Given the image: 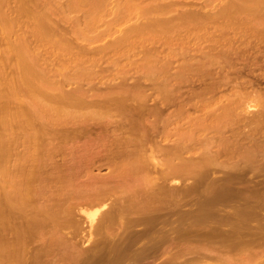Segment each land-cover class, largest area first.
I'll return each mask as SVG.
<instances>
[{
    "label": "rangeland",
    "instance_id": "obj_1",
    "mask_svg": "<svg viewBox=\"0 0 264 264\" xmlns=\"http://www.w3.org/2000/svg\"><path fill=\"white\" fill-rule=\"evenodd\" d=\"M203 1L205 4L204 6L207 5L206 7L202 5ZM226 1L228 0H193V2L191 0L190 1L189 0H156V1L144 0L142 2H139V0L137 1L136 0H0V172L2 170L1 168H4V166L7 165L8 163L9 165L7 167L13 169L12 165H14L16 166L17 169L18 168L20 169L18 164H20L21 166L22 163L23 165L26 163L25 162L27 161L26 156L27 153L29 152H33V153L41 152L40 154L45 152L46 155H48L49 157L47 156L48 158L46 157L44 158L48 159L47 161L48 166L50 167V169H52L55 172V174L53 173L54 177L55 175H59L58 176L59 178H57L56 176L55 178L53 177V180L61 181L62 179L61 183L63 184L65 183L67 178L68 180L69 178L70 179L75 178L74 173L75 171L77 172L78 168L80 169H82V167L87 168V166L90 164L93 166L91 168L95 173L98 172L100 175H107L110 172L109 171L110 169L108 170L109 167L106 165L108 164L106 161L107 158H109L108 156L109 155L111 156L112 154L116 153L115 151L121 152L122 150H119L118 146H121V144H123L121 143L122 141L121 142L117 141L118 143H121L118 144L117 146L118 149L116 146L115 148L112 145L116 142L114 141L115 139H113L114 142H111L112 140L110 139L111 130L114 127L113 126L114 124L109 123L108 120L109 117L107 116H111V114H115L117 112L115 110H119L122 107H126V108L128 107L129 109L134 110L136 113L140 105H143L145 103L147 104L144 106H147L149 104L151 105L153 104L154 100L156 101L159 99L160 97L159 95L162 92L159 89L162 90L163 88L164 90V88L167 87L169 88L171 87L169 83L171 82L173 84L174 82L175 87H171V88L174 89L177 88V90L179 89L181 96L180 98L183 97L184 98V100L182 98L183 101L189 100V102L191 103L194 101L192 104L194 103L196 104L195 107L196 109L193 107L192 108L194 110L190 107L188 108V111H190V114L192 113L191 115L194 117L188 114L186 116V113L188 112L187 111L185 112V114L183 113V115H181L180 113L179 114L180 117L177 114L176 117L178 116L179 118L177 117L176 120L167 118L169 122L165 121V119H163L161 116L159 117V119H155L158 117L154 118L157 121L153 119V121L155 122L154 126L158 131V133H156L154 127H153L154 129L150 128V130H153L150 132V134L154 135L152 142L156 141L157 144H155L156 143L155 142L154 143L155 145H158L160 143L159 145L161 147L163 146V149L165 147L167 149L168 147H170V149H168L167 151L169 152L172 151L171 152L172 154H174L175 152L173 153L174 147L172 149L171 146H175V147L177 146V148L179 146L180 149L178 148L179 149L178 151L181 153L179 154L176 148L175 151H177L179 155L176 152L173 155V158L175 157L176 159H178L180 157L183 156L184 157L178 159L181 162L176 159H174L175 161L173 159L172 160L175 162L176 165L181 166V164L183 163L182 167L184 168V171L187 172L185 175L184 173H182L181 176H179L180 175L179 173L178 174L176 173L175 175L162 177L161 180L163 179L164 182L163 181L161 182L164 184L166 183L167 184V185L165 184L166 187L176 186L178 189L181 190L184 189L183 186L185 187L190 186V184L194 183V180L198 178V175L200 173L196 174L197 173L196 170L195 172L194 170H190L193 173L191 174V172L189 171L190 173L188 174V170L190 168H193L192 165H194V163L192 161L194 157L195 159L198 157L199 158L202 157L203 161L198 163L200 166L198 164H196V166H198L199 169L201 168L203 170L210 163L212 164L209 165L211 167V168L209 167L210 168L209 170L211 169L214 170L216 168L215 169L216 171L219 170L222 171V169L227 170L229 166V171H231L230 173H233V171H235L237 167L239 168L241 166L237 170L238 172L239 170L241 171L243 170L244 181H246L247 183L249 182L248 185L249 187L247 191L250 190V186L251 189L253 190L255 189V190L253 191L254 193L251 192L252 190H250V193L247 192L245 190V187L247 188V183H245L246 185L245 184L242 185L243 181L241 183V180L243 179L239 181L241 187H238L239 182H236L238 185H235L236 183L232 184L233 186L229 185L228 187H230L231 190L228 187L225 188V191L227 192L226 193L227 197L224 191L222 192V195L218 197V200L220 198L221 200L224 198L223 200L227 201L228 198L229 204L226 206L223 205V207L221 208L222 211L224 209V215L222 216L224 218L226 214L225 211L228 210L227 214H230L229 212H231V214L226 217L229 216L230 218L233 217L232 218L233 220L232 219L231 220L234 222L232 223L231 221H229L231 223L229 224L228 222L227 224V220L225 219L221 220L223 218L220 219L219 214L221 216L223 212L219 211L220 212L219 214L217 212L215 213L216 217L214 215V218L216 219L218 216L219 218L217 219H219L218 221L221 220V222H218L217 220L214 221L213 218L211 221L214 222L209 221L208 223L204 222V224L202 223L203 221L196 222V220L195 221L193 220L194 222L198 223V224L196 223L192 224L194 227H192V225L190 224L192 220L188 218V216H192L193 214L189 215L190 213L188 212V210L190 207L195 208L192 207V204L196 202V197H198L197 200L200 198L202 199L201 196L202 195L204 196L206 192L204 194L203 192L199 194L200 188H197L198 190L196 189V191L192 190L188 194L189 198L186 199L188 202V203L186 202L187 205L186 203H184L185 205H182L181 208L178 209L181 210L180 213L183 212V215L176 211V213L172 216L165 215L164 216L165 220L162 217L163 219L162 221H164L163 225L168 224L171 220L170 223L172 224V227L177 226L176 228H178L179 230L178 229L175 230L174 228H172V231L174 230L176 234L172 232V234L170 235L171 236H173V234L175 235L173 236V240L176 243L173 244L174 242L169 241L163 245V247H167V249L170 246L171 248H169V251L171 253H167L163 251L160 252L162 254H159L160 255L159 262H161L162 260L163 261L167 260L172 256L174 258L177 257V253L181 251L180 248L183 249V247H185L184 251H186L187 249L186 247L192 245L193 243L195 245L196 242H199V239L201 237H203L204 239V235L209 234L208 236H205V240L207 241L213 235H215L214 233L216 228L214 229V227L215 226L217 227L220 223H222L223 226L219 225L218 229H220V227H222L221 229L224 228L223 229V231L225 230L224 232L221 229L220 230L222 231V233L226 234L225 235L226 239L230 238L232 239V241L238 243L237 246L238 248L241 245L239 243H242L241 241H243L244 238L245 240L247 239L246 242L248 241V239H250L249 247L251 246V242H253L252 240L253 236L255 239L259 237L264 239L263 237L264 236L263 235L264 234V230H263L264 202H262L264 200V186H263L264 178L262 177L264 175V169H263L264 167V147H263L264 146V139H263L264 138L263 137L264 136V132H263L264 131V123H263L264 122V0H253L249 3L248 6L244 8L241 7L240 4L231 1L230 3L228 1L227 3L228 5H226ZM159 2L161 6L159 5ZM140 3H142V5ZM161 3L164 5H162ZM231 3L232 6L235 7L234 9L230 5ZM179 5L182 6L180 7ZM200 5L204 8L202 7L200 8ZM223 5L226 7L227 11L226 9H224L225 7L223 8ZM227 7H229L230 9L228 10ZM187 10L190 12H188ZM204 14H206L205 17ZM158 15L159 16L161 15V18L160 17L156 18ZM202 15L204 17L203 19H202ZM208 15L211 17L209 18L210 21L208 19H206L207 21L204 20ZM162 17H164V20ZM196 17L197 20L200 19L199 22L195 19ZM165 18L167 19L168 22L165 20ZM177 18H180L181 20H179V22H176L177 20L175 19ZM193 18L194 20H191ZM157 19L159 20L162 19V20L159 22V20ZM216 49L224 50V51L217 53ZM188 56L194 57V61H192L193 59L192 60L188 59L187 58ZM206 56L207 58H205ZM219 56L220 57L222 56L221 59ZM211 57L214 58L211 59ZM187 59L191 60L192 62L187 61ZM217 62L218 63L220 62L221 65L217 64ZM211 63H213L214 65ZM190 69L197 72L196 74H199L198 76L202 74L203 77L200 76L202 77L201 79L200 77H197L199 78L198 80L197 78H195L193 79L194 81L192 82L188 81L189 83L187 81L183 82V80H181L182 82L179 80L180 83H178L179 81H177L176 83L174 80L175 78L173 79L174 81L172 82L173 72L183 71V70L189 71ZM223 73L228 78L225 76H224L225 78H222ZM211 85L212 88H214V92H213L214 94L212 92H210V94L211 96L213 94L214 95L213 97L215 99L213 97H210L209 96L210 94L209 95L205 94L206 97L205 95L200 97H194L193 95H189L190 89L192 88L193 90L196 89L201 91L204 88L211 87ZM234 88L239 89V91L241 92L239 93L241 97L239 94L238 95L236 94V96H234L235 95L234 93H230ZM158 92L159 95L157 96L156 94ZM139 93L142 96H140ZM148 94H152L151 96L154 95V97H150L149 95L150 99L149 97L146 98ZM144 95H146L144 97L146 100L143 99ZM225 95H228L226 96L228 99L224 98ZM230 95L231 97H229ZM221 96L222 99H219L221 98ZM201 97H203V99ZM207 97H209L211 101L209 99H205ZM197 98L199 100H197ZM212 99L214 100L212 101ZM200 100L203 101L207 100V102L205 101L206 103H203V101H201L203 103L201 104L200 102H198ZM208 102L210 105L207 104ZM191 103H189V106H191L190 105ZM197 104H199V106H197ZM172 105L173 104L171 103V105L169 106ZM115 107H118V109L117 108L115 109ZM171 108L176 109L173 108L172 106L165 111L172 110ZM189 109H191L192 111ZM198 109L200 111H197ZM211 109H213V111H210ZM206 113L208 114L209 117L207 116ZM216 113L218 114L216 115ZM220 115H224V116H222V118L219 119L217 116ZM241 115L242 116L249 115L247 116L249 118L244 117L245 119L244 121L247 122L246 120L247 118L251 120L250 123L244 122L242 120L243 117ZM211 116L213 117L214 122L216 120L217 124L219 122L226 123V125L230 124V127H227L228 126L227 125L226 126L227 128H225V131L227 132L226 134L228 136L229 135L232 136L230 138H233L234 136L231 133L233 129L234 130L237 129V131L241 134V135L239 134L238 136H241L239 139H242V142L239 141L238 143L239 139L236 141L234 140L235 142L230 140V138L228 139V141L234 142V145L237 142V144H239L237 145L238 146L237 150L238 151L242 150L241 152H237L236 147L233 145L232 142L231 143L227 142L228 144H230L228 145L225 142L226 141L225 140L224 141L225 149H224L222 147L224 145H221L220 147L221 142L216 141V144H218V146L217 145L215 146L220 148L219 150L223 148L224 151L223 152L221 150L223 152L221 155L223 156L220 157H225V158L222 159L220 157H219L220 159L218 158L221 163L223 162L222 165H218L217 162L218 160L216 159L209 160L212 158L211 157L212 154H214L213 149L216 150L217 147L206 146L198 141L203 138L202 134L209 135L211 127L208 129L209 131H207V129H205L206 127L205 121H207V119L208 121H211L209 120V118L210 119L212 118ZM200 117H203L202 120ZM160 118L163 119L162 120L163 122H161ZM194 119L195 121L196 120L197 121L195 122ZM164 122L165 123L167 122L168 124L166 123L167 124L166 125L164 124ZM197 123L199 124V127ZM215 124L216 123H214V125ZM147 127L149 126L147 125ZM238 127L241 128L239 129ZM253 128L254 131L251 130ZM214 129L217 131L218 128L215 127ZM214 129H212L213 132L210 133L214 134L215 131ZM241 130L242 132H240ZM250 131L256 132L254 133L255 136L253 135V132H252L253 136L249 134ZM107 133H108V137H107L108 141L105 140L106 142H104L103 140L101 141L96 140L97 137H102L103 135H107ZM89 134L91 137H88ZM99 134L101 135L99 136ZM109 134H110V138H109ZM158 134L160 136L162 135L163 137L162 136L160 137ZM217 134L215 132L214 135ZM247 134L249 138H247L246 136V138L244 139L245 140L250 139V141L252 140L251 141L252 143L254 141L253 144L255 145V149L257 150L259 149V151L254 150V145L250 141L249 142L245 141L242 138V135L244 137ZM196 135L197 137H195ZM199 135H201V137L198 138ZM155 136L157 138H155ZM192 136H194L196 139L198 138L197 139L198 142L194 138L195 141L197 142L195 143L196 145L194 143H190V142H194ZM151 137L153 136L151 135ZM158 137H160V139ZM89 139L98 142L99 143L98 146L100 144L101 145L98 147L93 145L94 143L91 140L90 141L92 143L86 141ZM177 139L179 142H177ZM122 140L124 142V139ZM85 141L88 142L87 144L91 143L95 148L93 147L90 148L89 146L90 149L89 150L86 146L87 145L86 143H85L86 145L84 144L83 146H80L83 144L82 142ZM185 141L187 142V145ZM258 141L260 143L259 146L261 149L257 145ZM75 143L77 145H75ZM180 143H182L183 145H179ZM225 143L229 147L227 146L226 148ZM245 143L246 145H244ZM248 143H251L250 147ZM124 144L122 146L125 148L126 144L125 145ZM130 144L129 145L127 144L128 147H126V152L128 148L134 146V144L132 143ZM183 146L185 147V149L182 148L183 149L182 151L181 147ZM194 146L195 148L198 147L197 150L199 151V154L198 151L195 150ZM123 147H120V149H122ZM230 147L231 148L235 147L237 154L235 153V151L234 153H232L233 151L230 152L229 150ZM250 148L253 149V151ZM29 149H31V151H29ZM133 149L134 147L132 148V150ZM201 149L204 150L203 153L201 152L202 151ZM158 150L161 151L160 149ZM246 150H248L247 152H252V154L251 153L250 154L254 155V157L251 156L250 158V154L248 153L249 154L248 155ZM193 151L194 152L196 151L195 153H197V156H195L196 154H194ZM244 151L246 152L247 156L245 155ZM255 151L257 153H255ZM25 152L26 154L23 155V153ZM94 152L97 153L95 154ZM169 152H167L168 154H166V156L165 153L162 154V152H158L157 155L159 156L156 157L157 159L159 157L158 161L161 164L169 159L168 156L172 157V154H170ZM228 152L230 153L229 157L237 156L236 158H233L235 161H232L231 158L227 156ZM19 153L21 154V156L18 155ZM122 153H125V149L124 151H122ZM224 153H226L227 155H224ZM99 154H102L100 155L101 157L98 156ZM107 154H109L107 158L104 157ZM201 154L202 156H199ZM255 154L259 155V157L257 155H256L257 157H255ZM95 155L98 157H96ZM6 156H8V158ZM24 156L26 158L25 160H23ZM160 156L163 158H161ZM206 157L207 158L209 157L207 161H205ZM44 158L42 161L45 160ZM254 158L256 160L258 159L257 162H255L256 164L253 163L255 160ZM21 159L23 160V162ZM181 159L182 160L184 159V161L186 162L184 163V161H182ZM190 159L192 161H190ZM10 160L12 161L11 165H10L11 163ZM13 160L17 162H14ZM259 160L262 161L260 162ZM188 161L190 162L188 163ZM204 161L205 163H209V164L206 165L205 163H203ZM250 161L252 162L253 165L250 164L251 163ZM3 162L7 164H4ZM45 162L46 161H44V163ZM128 162H130V160ZM176 162H178V164ZM62 163L63 165L60 170L53 169L55 165ZM184 164L187 165L185 166ZM188 164H192V165L190 166ZM251 165L252 166L256 165L253 167V169H255V172L254 170H251L252 167ZM218 166L219 167L222 166L223 168H218ZM258 166L261 168H259ZM185 167H187L186 168L187 170L185 169ZM16 168L15 171L17 170ZM158 168H160V164ZM224 170H223L224 173L229 172V171L226 172ZM2 173L3 172H1V175ZM135 174L137 173H133V175ZM1 175H0V180L2 177ZM77 175L78 173L76 174V177ZM137 175L132 176L131 177L132 179L130 178L129 180L132 183L135 180L134 183L138 185H142L141 183H145L144 179L140 175L139 176ZM187 175L189 176L194 175V176H192V178L191 177L188 178ZM82 177L84 178V176ZM139 177L142 179H138ZM83 178L81 179L83 180ZM252 180H254L255 182ZM127 183L130 182L127 181ZM0 186H1V181H0ZM233 188L234 189L238 188L237 189L238 191L235 189L234 192H232ZM203 189L201 190L203 191ZM243 191H244V195L246 194V197L243 195ZM196 192H198L197 193L198 195L196 194ZM233 193L235 194L233 195ZM247 193H249L250 195ZM223 194L224 197H222ZM250 196L252 199L254 196V199L251 200V198H247ZM233 197L241 200L238 201L235 199V201H233L234 200ZM202 200L209 201L208 198L207 199L203 198ZM248 200L251 201V202L249 201L250 204L248 203ZM245 201L247 203H245ZM253 201L254 203H252ZM251 203L254 206H252ZM224 204L226 203L224 202ZM246 204L247 205L249 204V206H245ZM260 204H262L263 206ZM106 208L107 206L103 207V205H100L98 203L95 205H91L89 208L87 207L86 213L91 215V217H93L92 218L93 221L96 222L97 220H99L98 218H101V216L105 215L106 211L104 209ZM239 209H241L240 210L241 212L239 211ZM214 210H219V209H214ZM103 211L105 213H103ZM202 212L203 214L205 213L203 210L202 211L200 210L199 214ZM248 212L250 214H248ZM246 214H248L249 216ZM76 215L78 216V213H76ZM86 215L79 213L78 216L79 218H81L79 220L80 221L82 220L81 221L82 225L80 224L81 228L78 231V235L80 236L86 235L85 231L87 230V221L89 220L87 218L88 215L87 216ZM196 215L198 216V213ZM256 216H259L260 218L259 217L257 218ZM181 217L184 218L185 221V223L183 222V224L180 222V219L182 220ZM236 217L239 218L237 219ZM223 221L226 223H224ZM175 222L178 223V225H176ZM215 222L217 224L212 225L215 224ZM170 223L168 225H165L169 228L165 229V227L163 226L164 231L167 230L171 231L169 230L171 229ZM188 224H190L192 228H189L190 226L189 227L186 226ZM224 224L225 225L227 224L226 228L224 227L225 226ZM180 225L181 227H179ZM204 225H205L204 228L206 229L203 230L202 226ZM258 225L259 227H261V229L257 227ZM82 226L84 227L82 228ZM198 226L200 227L199 228L200 230L198 229ZM210 226H214V227L212 228ZM227 226L230 227L228 228ZM186 227L188 229H186ZM209 227L212 228L210 229L211 231H208ZM141 228L142 225L136 224L134 226V229L137 231ZM195 228L197 229L196 232L198 233H195L194 231L196 230ZM183 229L186 230L183 231ZM227 229H229L228 230L229 232L226 231ZM257 229L259 232H257ZM186 231L187 233H184ZM188 231L189 233H193V234L188 235ZM235 231L237 232V235L234 234ZM216 232L220 234L219 231ZM252 232H254V234ZM78 235H76L75 237H77ZM179 235H180V239H179ZM187 235L188 236L191 235V238H189L191 239V241L193 238L194 239L198 238V240L193 239L194 240L192 241L193 243L191 241L190 243L189 241L186 242V238H188ZM249 235L250 237L252 235L253 236L251 238H247ZM207 237L209 238L206 239ZM78 238L79 241L77 242V245L79 244L78 247L81 245L80 247L82 248L84 246L83 244H85L82 242L84 240V237L83 238L81 237L80 239V237L78 236L77 240ZM181 239L184 241H182ZM203 239H202V243H204ZM230 239H227L225 241L226 243L228 244L230 243L231 245L232 241ZM262 239H259L261 245L258 246L260 248L261 246H264L263 244L264 241H261ZM178 241L179 243H177ZM181 242H183V244ZM236 243L233 245V248L236 247ZM244 247H247L248 249V245L247 246L244 245ZM233 248H232V252L234 251ZM236 248H234L236 252L233 253H236L235 255L237 257L241 256L238 259L236 257V260L238 261L237 264L239 263L244 264L243 262H245V264L247 262H248L247 264H258L260 261L261 262L259 264L263 263L264 256L259 258L252 256L251 255L252 250L249 249L250 250L249 251L246 248L244 249H246L247 251L246 250L241 251L239 248L241 254L240 253L237 254L238 248L237 249ZM254 249L257 248L254 247ZM263 249L264 248L262 247L261 250ZM151 250L152 249L149 248V251ZM175 250L177 251V253L174 252ZM259 250L260 249L258 248V251ZM249 253L251 256L249 255ZM242 257L243 258L246 257L244 258V260L246 261L244 260L242 261L241 259ZM252 257L255 258L251 260ZM187 258H189V256H187ZM146 261L148 262L149 260H145V264ZM198 262L197 261L192 262V264H204L203 261H200L202 263H198ZM210 262L207 261V264ZM211 263L219 264L216 261Z\"/></svg>",
    "mask_w": 264,
    "mask_h": 264
},
{
    "label": "bare ground",
    "instance_id": "obj_2",
    "mask_svg": "<svg viewBox=\"0 0 264 264\" xmlns=\"http://www.w3.org/2000/svg\"><path fill=\"white\" fill-rule=\"evenodd\" d=\"M142 1H144V0H141V1L139 0V2H142ZM191 1L193 2V0H191ZM228 1H229V3H230V1L231 2H236V3L240 4L241 7L244 8V7L248 6L249 3L251 1H253V0H228ZM228 1H226V5H228L227 4ZM140 4L142 5V3H140ZM148 4H147V6H148ZM159 5H160V2H159ZM162 5H164V4H162ZM202 5L203 6L205 5L204 1H203ZM224 5H225V3H224ZM224 5H223V8L225 7ZM230 5L232 6V3ZM206 6H204V7H206ZM144 7H145V5H144ZM155 7H157V6H155ZM201 7L202 6L200 5V8ZM204 7H202V8H204ZM147 8H149V7H147ZM185 8H184V10H185ZM227 8H228V10L230 9L229 7H227ZM234 8L235 7H233V9ZM224 9H226V7ZM226 11H227V9H226ZM188 12H190V11H188ZM205 15L206 14H204V17H205ZM208 16L204 20L208 19L210 21L209 18H211V17L210 16L208 17ZM159 17L161 18V15L160 16L158 15L156 18H159ZM198 17H199V15H198ZM204 17L202 15V19ZM156 18H155V20H156ZM162 18L164 20V17H162ZM195 19L197 20V17ZM200 19H201V16H200ZM200 19H198L197 21L199 22ZM157 20H159V19H157ZM161 20L162 19H160L159 22ZM165 20L167 21L166 18H165ZM175 20H177L176 22H179V20H181V19L177 18ZM191 20H194V18L191 19ZM204 20H202V21H204ZM169 22H172V21H169ZM182 22H183V20H182ZM141 26H142V24H141ZM180 27H181V25H180ZM223 51L224 50H217L216 49L217 53L218 52H223ZM226 51H227V49H226ZM214 57H211V59L214 58ZM221 57H220V59H221ZM187 58L191 59V60L193 59L192 61H194V57H192V56H188ZM205 58H207V56ZM188 59H187V61L192 62L191 60H188ZM195 60H196V57H195ZM213 61H214V59H213ZM211 64H213V63H211ZM217 64L221 65L220 62L219 63L217 62ZM221 67H220V69H221ZM196 73L197 72L193 71L192 69H190L189 71L188 70H183V71L173 72V74H172V82L174 80H175L176 83L179 80L180 81L183 80V82L184 81H187V82L191 81L192 82V81H194L193 79L202 76V74L200 76H198L199 74H196ZM224 76L227 77L223 73V77L222 78H225ZM202 77H200V79ZM198 79L199 78H197V80ZM180 81L178 83H180ZM169 84L171 85V87H175L174 86V82H173V84L171 82ZM216 84H217V81H216ZM167 86H169V85H167ZM171 87L164 88V90H163V88H162V90L159 89L160 91H162L160 93V95H159L160 91L156 94L157 96L158 95L160 96L159 99L157 98L158 100H156V101L154 100L153 104H151V105L149 104L147 106H144V105L147 104V103L144 102L145 104L140 105L138 107V111H136V113H135L134 110L129 109L128 107L126 108V107H122L121 106L122 107L121 109L115 110V111H117L115 114H111V116H107V117H109L108 118L109 123H113L114 124V125L112 124L114 126V127L112 126L113 127L112 130L109 129V130H111V138H110V134H109V138L112 140L111 142H114V141L121 142L122 141L121 143L124 144V142H125L126 147H128V145L130 143L134 144V146H132L131 148H128L129 151L127 149V152H126V147L124 148L122 146L123 144L115 142L116 144L114 143L115 144L114 145V144H112L109 141L114 147L115 146L117 147L118 144H121V146H118L119 150L124 151V149H125V153H122V151L121 152L120 151H115L116 153H114V154L111 153L112 154L111 156L109 154L104 156V157L107 158V156L109 155L108 156L109 158H107V160H106L108 164H106V165L109 167L108 170L110 169L109 170L110 172L108 171L109 173L107 172L108 173L107 175H100L98 172L95 173L92 170V168H91L93 166L90 164L91 166L88 165L87 168L86 167L85 168L82 167V169L78 168L80 170H78L76 168L77 172L75 171V173H74L75 174V178H71V179L69 178V180L67 178L64 184L61 183L62 182V179H61V181L58 180L59 181V183H58L57 180L56 181L53 180L55 172L52 169H50V167L48 166V164H47L48 159H45L44 157L48 158L49 156L46 155L45 152H44L45 154L44 153L40 154L41 152L40 153H33V152L27 153V156H26L27 161H25L26 163L24 165L22 163L21 166H20V164H18L20 169L19 168L17 169L16 166L12 165V167L14 169L13 170L10 167H7L9 165V163L7 164V163L3 162L4 164H7V165L4 166L5 169L1 168L2 169L1 172H3L2 175H1V172H0V175L2 176L1 180H0L1 181V186H0V264H145V260H149L148 262L146 261V264H192V262H196V261L197 262L199 261L198 263H202L200 261H203L204 264H207V261H209V262L210 261L211 262L216 261L219 264H237L238 263V261L236 260V257H237L235 255L236 253H233V252H236L234 248H236L238 246V243L232 241V239H230V238H227V239H230L232 241V242L230 241L232 244L230 245V243L229 244L226 243V241H225V240H227L226 236H225L226 234L222 233L224 228L221 229L222 227H220V229L222 231L220 229H218L219 225L221 226L222 223H220V224L218 223L219 225L217 227L216 226L215 227L214 226H210L212 228L214 227V229L216 228L215 229V233H214L215 235H213L210 239H208L209 237H207L206 239L209 240V241L207 240L208 242L205 240V236H208L209 234L204 235V239H203V237H201L204 240V243H202V239L199 237L200 238L199 242H196V244L194 245V243L192 241L198 240V238H196V239L193 238L194 240L192 239V241H191V239H189V238H191V235L190 236H188V235L189 234H193V233H189V231H188V235H187L188 238H186V242L189 241V243H190V241H191L193 243L192 245H190L191 247L187 245L188 247H186L187 248L186 251H184L185 247H183V249L180 248L181 251H179L178 253L175 250L174 252L177 253V257L174 258L172 256V257L168 258L167 260H164V261L162 260L161 262H159L160 261V255L159 254H162L160 252L163 251V252L171 253L169 251V248H171V247L169 246L168 249H167V247H163V245L166 244V242H169V241L174 242L173 236H175L174 234H176V232L174 230L172 231V228H174L175 230L178 229V228H176L177 226H173L172 227V224L170 223L171 220H170L169 223L171 224L170 225L171 229H169V230H171V231H168V230L164 231V227H165V229L169 228V227L165 226V225H168L169 223L163 225L164 221H162V220L164 219L165 215L172 216V215H174L176 213V211L180 213L181 210H178V209H180L182 205H185L184 203L187 202L186 199L189 198L188 194L192 190L196 191L197 188H200L199 194L202 193V192L204 194L206 192L204 196L203 195L201 196L202 199L203 198L204 199L208 198L209 201H203L201 198L197 200L198 197H196V202H194L192 204V207H195V208H191L190 207L191 208L190 209L188 207L189 208L188 212L190 213V214L189 213L188 214L189 215L193 214L194 216L193 215L192 216H188V218H190L192 221L196 220V222L203 221L202 223L204 224V222L208 223L209 221H211L212 218L214 219V221L215 220L218 221L219 219H217V218H219V217H220V219L223 218L222 215H224V209L222 211L221 208L223 207V205H225V206L228 205L229 204L228 203L229 200H228V198H227V201L223 200L224 198L222 200H221V198L218 200V197L222 195V192L225 191L226 187H228L229 185L233 186L232 184H234L236 182H239L241 179H243V180H241V183L243 181L242 185L247 183L246 181H244V178H243V174H244L243 170L242 171L239 170V172L237 170L241 166L239 168L236 166L237 167V169H236L237 171L235 170L236 172L233 171V173H230L231 171H229V166H228L227 170L222 169V171L221 170L216 171L215 170L216 168L214 170H212V169L209 170L211 168L209 165L212 164V163H210V164L209 163H205V161H207L209 157L208 158L206 157L207 159L205 158V161L203 162L206 165L209 164V165H207L206 168H204V170L201 169V168L199 169V167L196 166V164H198L199 162L203 161L202 157H200V158L198 157L196 159L194 157L193 161L190 159V161H192L194 163V165H192L193 163L192 164H188L190 166L191 165L193 166V168H190L188 170V174L191 172L190 170H194V172L196 170V172H197L196 174H199V173L200 174L198 175V178H196V180H194V183L190 184V186H187V187L183 186V188H184L183 190L178 189L176 186L166 187L167 184L165 183L166 184L165 185L164 183L161 182V181H163V179L161 180L162 177H167L169 175L170 176L171 175H175L176 173L177 174L179 173L180 174L179 176H181L182 173H184V175H185L187 172L184 171V168L182 167L183 163L180 166V165H176L175 162H174L175 161L174 159H176V158L175 157L173 158V155L180 149L179 146H178L179 149L177 148V146L176 147L175 146H171L172 149L174 147L173 153L175 152L174 154H172L171 153L172 151L171 152L167 151L168 149H170V147H168V149L165 147L166 148V150H165V148L163 149V146L161 147L159 145L160 143L158 145L161 148L158 145H155V144H157L156 141H155L156 143L152 142V139L154 138V135L150 134V132L153 131V130H150V128H152V129L155 128V126H154L155 122L153 121V119L155 117H158V118H155V119H159V117L161 116L163 119H165V121H168L169 118L176 120L177 117L179 116V114L180 113H181V115H183V113L185 114V112L188 111L189 107L190 108H192V107L195 108L196 107L195 103L192 104L194 101L192 103L189 102L188 99H187L188 101H186V100L183 101L184 98L182 97L183 100H182V98H180L181 96H180L179 89L177 90V88L174 89V88H171ZM212 89H213V91H212ZM188 92H189V90H188ZM210 92H212V93L214 92V88H212V85H211V87L204 88L201 91L196 90V89L193 90V88H192V89H190L189 95H193L194 97H200V96H204L205 94L209 95ZM140 93H139V95L142 96ZM230 93H234L235 94L234 96H236V94L238 95L241 92L239 91V89H235L234 88L232 90V92H230ZM213 94H212V96H211V94L209 96L213 97L214 96ZM146 95L143 96V99H145L144 97ZM149 95H150V97H154V95L151 96L152 94H148V96H146V98L149 97ZM228 95H225L224 98H227L226 96H228ZM150 97H149V99H150ZM205 97H206V95H205ZM229 97H231V95ZM240 97H241V95H240ZM201 98L203 99V97H201ZM205 99H209L211 101V99L209 97H207ZM214 99H212V101ZM217 99H218V97H217ZM219 99H222V96ZM190 100H192V99H190ZM197 100H199V99L197 98ZM148 101H151V100H148ZM201 101H203V100H200L198 102H200L201 104L207 102V100H205L206 102L203 101V103ZM209 102L207 104H209ZM171 103L173 104L172 105L173 108H176V109H172L171 108L172 110L165 111V110L169 109L170 107H172V106H169V105H171ZM189 103H191L190 104L191 106H189ZM197 106H199V104H197ZM202 106H204V105H202ZM206 106H208V105H206ZM200 107H198V108H200ZM116 108L118 109V107H115V109ZM189 110H191V109H189ZM197 111H200V110L198 109ZM210 111H213V109H211ZM110 112H112V111H110ZM177 114H178V116L176 117ZM187 114L191 115L192 113L190 114V111H188L186 113V116H187ZM217 114L218 113H216V115ZM207 116H208V114H207ZM213 116H215V115H213ZM222 116H224V115H220V116H217V117L220 119V118H222ZM247 116H249V115H247ZM247 116L243 115L242 116L243 117L242 120L244 121L245 120L244 117H247ZM192 117H194V116H192ZM162 118H160L161 122H163ZM200 118L202 120L203 117H200ZM247 118H249V117H247ZM247 118H246L247 122L250 123L251 120L247 119ZM171 119H170V121H171ZM190 120H191V118H190ZM209 120H211V121H208V119H207V121H205L206 124L204 123L205 126H206V127L205 126L204 127H205V129H207V131H209L208 129L210 127L212 129H214L216 127V128H218L220 130L217 129V131H216L214 129L215 130L214 134L216 132V134L218 133L217 135H214L213 133H210V132H213L211 128H210L209 135L208 134L207 135L202 134L203 138L198 140V141L203 143L204 145L210 146V147L211 146L214 147L215 145L218 146V144H216V141H219V142H221V144H220V147H221V145H224V141L225 140H226L225 141L226 143L227 142L231 143L232 141H234V140L236 141V140H238L241 137V136H238L240 133L237 131V129H235V130L231 129L232 130L231 133H232V135H234L233 138H230V137H232L231 135L228 136L226 134L227 132L225 131V128L230 127V124H227L228 125L227 126L226 123L219 122L220 120L218 121L219 123L217 124L216 120H215V122L213 121L214 120L213 117L211 119L209 118ZM155 121H157V120H155ZM194 121H195V119H194ZM212 122H214L216 124L214 125V123H212ZM244 122H246V121H244ZM157 123H159V122H157ZM166 123L164 122V124H166ZM228 123H229V121H228ZM230 123H232V122H230ZM260 123H262V122H260ZM147 125L149 127H147ZM166 125H165V127H166ZM246 125H248V124H246ZM198 127H199V124H198ZM254 128L251 129V130L254 131ZM154 130H156V128ZM253 131H250L249 134L252 135ZM240 132H242V130ZM156 133H158L157 130H156ZM201 133H203V132H201ZM254 133H256V132H253V135H254ZM100 135L101 134H99V136ZM151 135L153 137H151ZM251 135H250V138H251ZM246 136H247V138H249L248 134L245 135L244 137L242 135V138L244 139V138H246ZM88 137H91L90 134H89ZM107 137H108V133H107V135H103L102 137H97V138H100V139L96 138V140H100V141L103 140L104 142H106L105 140H107ZM160 137H158V138L160 139ZM166 137H168V136H166ZM195 137H197V135ZM195 137L192 136L193 139ZM199 137H201V135H199L198 138ZM155 138H157V137L155 136ZM229 138L232 141H228ZM254 138H252V139H254ZM113 139H115V140L113 141ZM122 139H124V142H123ZM195 139H194V142H190V143H194V144L197 143L198 141L196 139V141H197L196 142ZM90 140L91 139L86 140V141H89V142L92 141L94 143L93 145L98 146V144H99L98 142L93 141V140L90 141ZM162 140H164V139H162ZM86 141L82 142L83 144L80 145V146H83L85 143L87 144L88 142H86ZM183 141H184V138H183ZM239 141L242 142V139H239L238 143H239ZM245 141L249 142L250 139L249 140L246 139ZM177 142H179L178 139H177ZM234 142H232L233 145H234ZM260 142H261V140H260ZM91 143H89L87 145L85 144L88 149H89V146H90V148H92V147L95 148ZM185 143L187 145L186 141H185ZM251 143H248L249 147L251 146L250 145ZM253 143H254V141H253ZM257 143H258L257 145L259 146V144H260L259 141ZM177 144H175V145H177ZM227 144H226V148H227L228 145H230V144H228V145ZM75 145H77V144L75 143ZM179 145H183V144L180 143ZM233 145H231V146H233ZM237 145H239V144H237V142H236V144L234 145L236 147V150L238 148ZM244 145H246V143ZM217 146H215V147H217ZM118 147H117V149H118ZM120 147H123L124 149L123 148L120 149ZM133 147H134V149L132 150ZM157 147H158V149H160V150L163 149V150L159 151L157 149ZM222 147L224 148L225 145L222 146ZM235 147L234 148L230 147V149L229 148L228 149L230 150V152L233 151L232 153H234V151H235L236 154H237V152H241L242 151V150L241 151L237 150V152H236ZM243 147H245V146H243ZM176 148H177V151H175ZM182 148L185 149L184 146L181 147V149ZM194 148H195V146H194ZM197 148H195V150H197ZM223 148H221L222 151H223ZM259 148H260V146H259ZM130 149H131V152H130ZM183 149H182V151H183ZM219 149L220 148H218V147L216 148V150L213 149L214 154H212V156H211L212 158L209 159V160L216 159V160H218L217 161L218 165H222L223 162L221 163L219 161V159L220 158L221 159L225 158V157H220V156H223L221 154L224 151L222 152ZM232 149H234V150H232ZM93 150H91V151H93ZM226 150H225V152H226ZM251 150L253 151V149H251ZM254 150H257V149H255V145H254ZM262 150H263V148H262ZM29 151H31V149H29ZM32 151H35V150H32ZM99 151H97V152H99ZM166 151L169 152L170 154H172V157L168 156L169 159L167 161H164L161 164L158 161L159 157L157 159L156 156H159V155H157L158 152H162V154H163ZM203 151L204 150H202L201 152L203 153ZM247 151L248 150H246V152ZM257 151H259V149ZM97 152H94V153L96 154ZM167 152L165 153V156H166V154H168ZM178 152H177V154H178ZM195 152L193 151V153L196 154L195 156H197V153H195ZM246 152H245V155H246ZM180 153L181 152H179V154ZM248 153L252 154V152H247V154ZM255 153H257V152L255 151ZM24 154H26V152L23 153V155ZM198 154H199V151H198ZM229 154H230L229 152H228V155L226 153H224V155H227L228 157L230 156ZM251 154H250V158H251V156L254 157V155H251ZM18 155L21 156L20 153ZM100 155H102V154H99L98 156H100ZM178 155H177V157H178ZM239 155H240V153H239ZM256 155L257 154H255V157H257V156L259 157V155H257V156ZM16 156H17V154H16ZM98 156H96V157H98ZM199 156H202V154L199 155ZM209 156H210V154H209ZM231 156H232V154H231ZM6 157L8 158V156H6ZM183 157H180V158H183ZM236 157L232 156V157H229V158H231L232 161H235L233 158H236ZM18 158H19V156H18ZM26 158L24 156L23 160H25ZM43 158L45 159L44 161H46L45 163H44V161H42ZM161 158H163V157H161ZM180 158H178V159H180ZM243 158H244V156H243ZM9 159H10V157H9ZM178 159H176V160H178ZM184 159L183 160L181 159V160L184 161ZM23 160H22V162H23ZM129 160H130V162H128ZM246 160H248V159H246ZM255 160L253 162L254 164H256L255 162H257L258 159L256 161ZM178 161H180V160H178ZM190 161H188V163ZM14 162H17V161H14ZM185 162L186 161H184V163ZM217 162H215V163H217ZM224 162H225V159H224ZM176 163L178 164V162H176ZM11 164H12V161H11L10 165ZM159 164H160V168H158ZM232 164H234V163H232ZM250 164H252V162ZM18 165H17V167H18ZM62 165H63V163L62 164H57V165H55L53 167V169L60 170ZM206 165H203V166H206ZM254 166H256V165H254ZM254 166L251 167V170H254V172H255V169H253ZM14 167L17 169L16 171H15ZM186 168L187 167H185V169ZM218 168H223V167L222 166L221 167L218 166ZM259 168H261V167H259ZM263 169H264V167H263ZM223 170L226 171V172H228V171L229 172L228 173H224ZM78 171H80V172H78ZM77 173L79 175V178L80 177L83 178L82 176H84L85 179L84 178H83V180L81 178L79 179L78 175L76 177ZM133 173L139 174L144 179L145 183H141L142 185L144 184L143 186L134 183L135 180H134L133 183L129 180L132 176H136L137 175V174L133 175ZM192 173L193 172H191V174ZM258 173H259V171H258ZM196 174H194V175H196ZM139 175H137V176H139ZM194 175H192V176H194ZM262 175H263V173H262ZM56 176H57V178H59L58 177L59 175H55V177ZM187 176H188V178H190V177L192 178V176H189V175H187ZM260 176H261V174H260ZM262 177L264 178V175ZM60 178H62V177H60ZM142 178L139 177L138 179H142ZM71 181H73V182H71ZM127 181L130 182V183H127ZM252 181H254V180H252ZM235 185H238V184L236 183ZM248 185H249V182L247 183V188L245 187L246 191H247V189L249 187ZM255 186H253V187H255ZM238 187H241L240 182H239ZM228 188H230V187H228ZM201 189H203V191ZM235 189L233 188L232 192H234ZM242 189H244V188H242ZM230 190H231V188H230ZM250 190H252L251 192H253L255 189L254 190L251 189V186H250ZM250 190L247 191V192L250 193ZM197 193L198 192H196V194ZM226 193L227 192L225 191V194ZM249 193H247V194H249ZM234 194L235 193H233V195ZM243 195H244V191H243ZM244 196L246 197V194ZM222 197H224V194H223ZM226 197H227V194H226ZM234 197H233V199H234L233 201H235L237 196H236V198H234ZM255 197H256V195H255ZM247 198H251V196L247 197ZM247 198H246V201H247ZM253 199H254V196H253ZM253 199L251 198V200H253ZM236 200L239 201L241 199H236ZM246 201H245V203H247ZM249 201L250 200H248V203H249ZM224 202L226 204H224ZM230 202H232V201H230ZM262 202H264V200ZM98 203L100 205H103V207L107 206L106 209H108V210L104 209L106 211V213L103 211V213H105V215L104 216L100 215L101 218H98L99 219V220H97L98 222L97 221L95 222L92 219L93 217H91V215L86 213L87 212L86 208L87 207L89 208L91 205H95V204H98ZM187 203H186V205H187ZM252 203H254V201ZM242 204H244V203H242ZM249 204L248 205L246 204L245 206H249ZM262 204H260V205H262ZM252 206H254V205L252 204ZM236 207H237V205H236ZM257 207H259V206H257ZM233 208H234V206H233ZM238 208H236V209H238ZM214 209H219V210H214ZM247 209H248V207H247ZM164 210H167V211H164ZM200 210L201 211L203 210L205 213L203 214V212H202V213L199 214ZM240 210L241 209H239V211ZM252 210H253V208H252ZM185 211H187V210H185ZM219 211L223 212L221 214L222 217L220 216V214H219L220 212ZM246 211H248V210H246ZM163 212L164 213L166 212V213L164 214ZM216 212L219 214V217L217 216V218L215 219L214 215L216 217V214H215ZM225 212L227 214L228 210L225 211ZM249 212H250V210H249ZM249 212H248V214H250ZM76 213H78V216H79V213L83 214V215L84 214L88 215L87 218L89 220L87 221V230L85 229L86 230L85 231L86 235H82V236L78 235V231H79V229L81 228V225H82V223H81L82 220L81 221L79 220L81 218H79L76 215ZM197 213H198V216L196 215ZM229 213L231 214V212H229ZM180 214L183 215V212L180 213ZM201 214H203V215H201ZM226 214H225V217L223 219H221V220H224V219L227 220V224H228L229 221H231L233 223L234 222V221H232L233 217L232 218H230V216L226 217V216L230 215V214H227V215ZM248 214H246V215H248ZM234 215H235V213H234ZM162 217H163V219H162ZM256 217L258 218L259 216H256ZM236 218L238 219L239 217H236ZM221 220L218 221V222H221ZM166 221H168V220H166ZM176 221H177V219H176ZM192 221L190 223L191 225L196 223V222H194V221L192 222ZM214 221H211V222H214ZM94 222H95V224H94ZM180 222L182 224H183V222L185 223L184 218H182V220L180 219ZM231 222H229V224ZM239 222H240V220H239ZM178 223H179V221H178ZM178 223L175 222L176 225H178ZM224 223H226V222H224ZM136 224L137 225H142V228L139 229L138 231L134 229V226ZM186 224H187V222H186ZM190 224H188L186 226L189 227ZM196 224H198V223H196ZM216 224L217 223L215 222V224H212V225H216ZM226 225L224 226L225 228H226ZM199 226H198V229L200 228ZM83 227L84 226H82V228ZM179 227H181V225ZM192 227H194V226L192 225ZM192 227L190 226L189 228H192ZM195 227H196V225H195ZM202 227H203V230L206 229V228H204L205 225L202 226ZM206 227H208V226H206ZM210 227L208 228V231H211L210 229H212V228H210ZM257 227H259V225ZM245 228H246V226H245ZM259 228L261 229V227H259ZM186 229H188V228L186 227ZM258 229H257V232H259ZM185 230L183 229V231H185ZM228 230L229 229H227L226 231L229 232ZM263 230H264V228H263ZM194 231H195V233H198V232H196L197 229L194 230ZM208 231H206V232H208ZM216 231H219V232L221 231V232H220V234H218ZM80 232H81V230H80ZM172 232H174L173 236L170 235V234H172ZM191 232H193V231H191ZM184 233H187V231L184 232ZM252 233L254 234V232H252ZM234 234L237 235V232L235 231ZM243 234H245V233H243ZM76 235H78L80 237V239H81V237L82 238L84 237V240L82 242L85 243V244H83L84 246L82 248L80 247L81 245L79 247H78L79 244L77 245V242L79 241V238L77 240L78 236L75 237ZM177 235H178V233H177ZM180 235H179V239H180ZM243 236H245V235H243ZM251 237L249 235L247 238H251ZM174 238H176V237H174ZM253 238H254V236L252 237L253 242H251V246H250L251 248L249 247L250 239H248V241H247L248 243H247L246 242L247 239L245 240V238H244L245 241L243 240V241H241L242 243H239L243 247V249H242V247L240 245L239 246L240 250L241 251H245L247 249V247H244V245L245 246L248 245V249L247 250H249V249L252 250V252H251L252 256H255V257H258V258L259 257H263L264 256V251H263L264 249L263 250H261V249H262V247L264 248V246H261V248L259 247L261 245L260 242H259V239H262V238L261 237L256 238V239L255 238L253 239ZM187 239H189V240H187ZM235 239H238V238H235ZM184 240H185V238H184ZM184 240H182V241H184ZM200 240H201V242H200ZM261 241H264V239H262ZM175 243L176 242H174L173 244H175ZM177 243H179V241ZM181 243L183 244V242H181ZM235 243H236V247L233 248V245ZM256 244H257V246H256ZM263 244H264V242H263ZM254 247H256L257 249H254ZM149 248L152 249V250L149 251ZM232 248L234 250L233 252H232ZM239 248H238V250H239ZM244 248H246V249H244ZM258 248L260 249L259 251H258ZM177 250H179V249H177ZM238 250H237V254L241 252L240 250L238 252ZM245 254H246V252H245ZM186 255L189 256V258H187ZM249 255H250V253H249ZM238 256H240V255H238ZM245 256H247V255H245ZM240 257H237V259L240 258ZM255 257H252L251 260L253 258H255ZM244 258H246V257H244ZM244 258L243 257L241 258L242 261L244 260ZM244 261H246V260H244ZM255 261H256V259H255ZM211 262L208 263V264H212ZM243 263L245 264V262H243ZM263 263H264V261H263ZM263 263H261V264H263Z\"/></svg>",
    "mask_w": 264,
    "mask_h": 264
}]
</instances>
